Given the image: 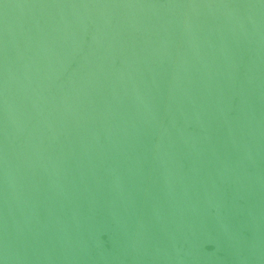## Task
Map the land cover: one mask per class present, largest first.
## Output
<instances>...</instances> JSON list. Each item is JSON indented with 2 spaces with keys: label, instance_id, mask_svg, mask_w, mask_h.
Wrapping results in <instances>:
<instances>
[{
  "label": "water",
  "instance_id": "95a60500",
  "mask_svg": "<svg viewBox=\"0 0 264 264\" xmlns=\"http://www.w3.org/2000/svg\"><path fill=\"white\" fill-rule=\"evenodd\" d=\"M0 264H264V0H0Z\"/></svg>",
  "mask_w": 264,
  "mask_h": 264
}]
</instances>
